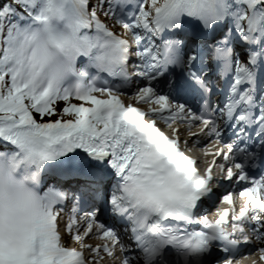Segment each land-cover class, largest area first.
Masks as SVG:
<instances>
[{"label": "snow or ice", "instance_id": "6c2138e0", "mask_svg": "<svg viewBox=\"0 0 264 264\" xmlns=\"http://www.w3.org/2000/svg\"><path fill=\"white\" fill-rule=\"evenodd\" d=\"M252 256L264 0H0V264Z\"/></svg>", "mask_w": 264, "mask_h": 264}]
</instances>
